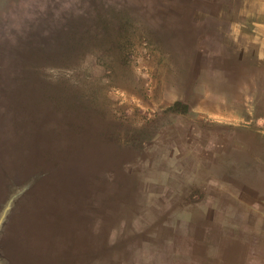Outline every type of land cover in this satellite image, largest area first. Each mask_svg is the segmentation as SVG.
<instances>
[{
    "label": "rangeland",
    "instance_id": "obj_1",
    "mask_svg": "<svg viewBox=\"0 0 264 264\" xmlns=\"http://www.w3.org/2000/svg\"><path fill=\"white\" fill-rule=\"evenodd\" d=\"M114 8L152 42L110 76ZM259 194L264 0H0V264H264Z\"/></svg>",
    "mask_w": 264,
    "mask_h": 264
},
{
    "label": "trees",
    "instance_id": "obj_2",
    "mask_svg": "<svg viewBox=\"0 0 264 264\" xmlns=\"http://www.w3.org/2000/svg\"><path fill=\"white\" fill-rule=\"evenodd\" d=\"M98 23L102 36L97 43L96 59L107 71L110 70V76L116 73L115 67L130 65L132 52L137 45L142 44L143 41L152 42V39L145 35L144 30L135 26L136 21H134L129 11L125 9L114 8L110 10V17L103 14L99 15ZM153 43H157V40L156 42L153 41ZM72 47L71 45V49L67 50V55H69L70 50L72 51ZM62 74L76 75L77 73L71 70H64ZM24 93L26 94L27 91ZM164 111L167 114L186 115L189 112V105L181 100H175L167 103ZM136 131L138 130H127L121 139L117 138L116 140H123V142L120 141L121 143H119L121 145L138 146L136 144L138 137L135 133ZM139 132L142 133L141 131Z\"/></svg>",
    "mask_w": 264,
    "mask_h": 264
},
{
    "label": "crops",
    "instance_id": "obj_3",
    "mask_svg": "<svg viewBox=\"0 0 264 264\" xmlns=\"http://www.w3.org/2000/svg\"><path fill=\"white\" fill-rule=\"evenodd\" d=\"M256 197H258L257 199L259 200H264V197L259 194V195H256ZM256 199V198H255ZM256 199V200H257ZM253 202V200H252ZM262 202V201H260ZM260 206L262 207H259V209L255 210L254 211H251L252 212V220H254V228L251 229V232L252 233H263L264 234V201L260 204ZM192 220H190L191 222ZM205 221H208L210 222L211 220L209 218H206ZM222 235V234H221ZM221 236L218 240L219 244L221 245ZM225 241V240H224ZM234 242H237V243H244L243 241H239V240H234Z\"/></svg>",
    "mask_w": 264,
    "mask_h": 264
}]
</instances>
